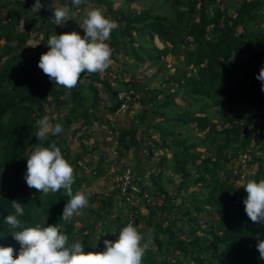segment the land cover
Wrapping results in <instances>:
<instances>
[{
    "label": "trees",
    "instance_id": "16d2710c",
    "mask_svg": "<svg viewBox=\"0 0 264 264\" xmlns=\"http://www.w3.org/2000/svg\"><path fill=\"white\" fill-rule=\"evenodd\" d=\"M35 2L0 0V246L19 254L11 233L22 229L4 221L15 214V200L24 208L18 217L24 227L56 224L69 244L82 242L86 252L103 251L104 240L115 241L131 222L151 241L143 264H264L257 250L264 223L247 216V194L236 185L240 167H232L244 159L253 169L250 179H264V91L256 78L264 67V0H85L79 7L72 0H41L38 12ZM56 7H67L69 18L81 21L87 9L102 7L118 23L108 41L109 70L81 74L71 90L55 85L38 67L51 36L85 34L71 19L68 28L56 27ZM33 34L36 44L30 47ZM116 66L120 77L112 79ZM129 90L140 111L127 128L112 126L106 117L120 107L118 93ZM45 115L63 132L41 142L36 121ZM94 126L114 134L118 162L132 152L139 191L130 201L115 188L105 194L85 190L90 180L83 166L93 165L87 158L99 144L87 148L83 140ZM152 129L157 136L147 134ZM69 134L80 140L82 151L75 156ZM52 143L74 168L73 193L88 195V206L70 222L61 219L69 199L64 189L42 194L24 179L27 156ZM103 153L98 151L93 179L113 173V164H107L111 172L104 169ZM139 154L143 159L137 162ZM76 222L82 225L78 230Z\"/></svg>",
    "mask_w": 264,
    "mask_h": 264
},
{
    "label": "clouds",
    "instance_id": "9594fccd",
    "mask_svg": "<svg viewBox=\"0 0 264 264\" xmlns=\"http://www.w3.org/2000/svg\"><path fill=\"white\" fill-rule=\"evenodd\" d=\"M72 2L79 7L85 0ZM43 6L41 0H36L32 8L38 12ZM53 15L57 25L71 19L67 7H56ZM79 26L85 33L83 37L75 31L51 36L47 42L49 50L41 55L38 63L55 85L67 90L78 85L81 74L103 73L113 62L108 41L118 23L107 17L102 7H95L86 10ZM256 78L262 82L261 90L264 91V67ZM36 124L38 131L35 135L41 142L49 134L55 136L63 132L62 126L53 125L47 115L37 120ZM26 159L24 179L29 188L42 194L65 190L69 199L62 212L64 222H70L74 215L88 206V195L84 191L73 193L74 168L55 143L49 147L36 146ZM242 187L247 193L243 201L247 216L252 222L264 223V179L259 182L249 180ZM11 206L15 214H8L4 221L11 229H22L11 233L20 244V251L14 256L13 247L0 246V264H143L150 247L151 241H145L137 227L129 222L120 230L115 241L104 240L103 251L86 252L82 242L69 244V237L56 224L24 227L18 219L24 214L22 204L13 200ZM257 250L259 259L264 260V239L258 241Z\"/></svg>",
    "mask_w": 264,
    "mask_h": 264
},
{
    "label": "rangeland",
    "instance_id": "374dc122",
    "mask_svg": "<svg viewBox=\"0 0 264 264\" xmlns=\"http://www.w3.org/2000/svg\"><path fill=\"white\" fill-rule=\"evenodd\" d=\"M119 1H121V0H119ZM131 6L134 9H136V10H142L143 9L142 6H136V5H131ZM71 22L72 23H75L77 25L78 30H81L82 29L79 26V25L82 24L81 19H79L77 17H73L71 19ZM35 38H36V35L33 34L31 36L30 42L28 44L30 47H33L36 44ZM156 45L159 46V47H161V45L158 42L156 43ZM167 59L170 62L169 56L167 57ZM170 64H172V63L170 62ZM119 68H120V66H119ZM114 69H115V72L118 73V75H119L118 66H116ZM130 72H132V71H129L126 74H131ZM138 74L139 75L137 76V79L139 80L140 79V76L143 77V75L140 72H138ZM123 75L125 76V73ZM154 86H156V83H152L150 87H154ZM137 101H138V99H137ZM134 103H136V104H134ZM134 103L131 105V109H133V111L137 113V112L140 111V108L141 107H140V104H137L138 102L134 101ZM134 116H135L134 114L126 113L124 115L118 116L115 120H114V118H112V117L110 118L109 116H107L106 118L109 121H111L112 123H115V124L118 123L119 126H121V127L122 126H124V127L127 126L128 127L131 124V120L134 118ZM77 127H78V122L76 121L75 123H73L71 125L70 129L73 130V129L77 128ZM141 127L144 129V126H141ZM142 128H140L138 130V138H141V134H140L141 131L140 130H142ZM71 130H69V132H71ZM150 133L153 136H157L156 133L153 131V129L150 130L149 133L147 132V134H150ZM70 138H71V135L69 134L68 137H67V139L70 140ZM114 139H115L114 134H111V131L106 126H99V127L94 126L91 129V133H90L89 139L83 140V144H85L86 146H88L87 148H89L90 145L93 144V141L98 142V144H99L98 151L99 152L100 151H103L104 152L103 153L104 156H105V159L104 160H105V163H106L105 166H104V169L105 168L108 169V170H106L108 172H111L112 169L107 164H112V163L116 162V160L114 161V159H113L114 154L110 150L111 147H113L114 145L116 146ZM69 149H70L71 156H75L76 154H78L79 152L82 151V149L80 148V140H79V138H77V139L76 138L75 139L72 138L70 140ZM98 151L94 152L92 158H87V161L88 162L89 161L93 162V165L91 167L83 166V169H84V171H85L88 179L90 180L89 185H87V186L85 185V187H86L85 190L86 191H93V192H99V193L105 194L107 190L112 191L115 188L114 187V179H115L116 175H118L119 173H121L124 170V167H123L122 164H120V165L117 164L118 163L117 162L116 164H114L113 173H108L106 175V178H95V179H93L90 172L93 169L94 164H95V162L97 160ZM158 154L159 153H156V155H155L156 157L155 158L158 157ZM142 159H143V156L141 154H139L138 157H137V162H138V160L139 161H142ZM242 160H244V159H241V160L239 159V160L234 161L233 164H232V167L233 168L240 167L239 172H240V176L241 177L236 182V185L238 186V188L241 191H243L242 193L246 196L247 193H246L245 189L242 186L244 184H246L249 180H251L249 176L253 173V169L251 167H247L246 165H244L243 162H242ZM155 163H156V159H153L151 161L150 165H154ZM125 165H127V166H125ZM125 165H124L125 167H130L131 168L132 173H135V170H136L135 168L137 167V165L135 164L134 160L132 159V152L129 153L128 158H127V160L125 162ZM142 169L144 171L142 180H145L146 181V180H148V172H149L148 171L149 170L148 164L145 165V166H143ZM174 182H175V184H177L179 182V177H175L174 178ZM164 186L167 188V190H173V187H171L170 185H165L164 184ZM176 202H179V199ZM96 205H97L96 203H93V207H96ZM139 212H140L141 215H145L147 213V211L144 210L142 207L139 208ZM84 214L87 215L88 212L86 211V213H84ZM78 215L79 214H76L74 216H78ZM201 221L202 220L200 219L199 222L201 223ZM75 226H76V230H78L82 225L79 222H76L75 223ZM98 234L99 233L97 232L95 234V237L98 238Z\"/></svg>",
    "mask_w": 264,
    "mask_h": 264
},
{
    "label": "built area",
    "instance_id": "2783aa9c",
    "mask_svg": "<svg viewBox=\"0 0 264 264\" xmlns=\"http://www.w3.org/2000/svg\"><path fill=\"white\" fill-rule=\"evenodd\" d=\"M52 23L60 29H65L69 27V25L66 22L62 25H57L55 24V20H52ZM107 70H109V68ZM119 77L120 76L118 75V73H116L115 70L113 69V71H111V78L118 79ZM118 100L120 101L121 104L112 118L116 119L118 116L124 115L126 113L134 114V115L136 114V112H134L133 109H131L132 101H134L131 90L120 91L118 93ZM113 154L114 157H116L115 156L116 153L113 152ZM114 187L116 190L120 192V195L125 196L128 201L132 199L131 198L132 192L135 193L139 191V188L137 187V183L136 181H134V173H132L130 167H125L121 173L116 175L114 179Z\"/></svg>",
    "mask_w": 264,
    "mask_h": 264
},
{
    "label": "crops",
    "instance_id": "0c3cea01",
    "mask_svg": "<svg viewBox=\"0 0 264 264\" xmlns=\"http://www.w3.org/2000/svg\"><path fill=\"white\" fill-rule=\"evenodd\" d=\"M138 113H139V112H137L136 114H138ZM136 114H135V115H136ZM114 120H115V119H114ZM110 122H111V121H110ZM111 125H112V126H116V125H117L119 128H122V127H123V128H126V127H127V126H125V127L122 126V127H121V126H119L118 123L115 124V123H112V122H111ZM117 126H116V127H117ZM114 149H115V145H114L113 147L110 148L111 152H115ZM115 153H116V152H115ZM116 155H117V154H116ZM116 155H115V156H116ZM127 158H128V157H127ZM113 159H114V161H115V160H116V157H113ZM126 160H127V159H126ZM126 160H125L124 162H121V161L118 162V161L116 160V162H114V163H112V164L114 165V164H116V163L118 162L117 164H119V165L122 164L123 167L125 168V166H127V165H125ZM124 165H125V166H124Z\"/></svg>",
    "mask_w": 264,
    "mask_h": 264
}]
</instances>
